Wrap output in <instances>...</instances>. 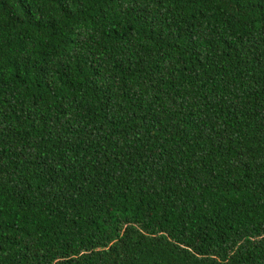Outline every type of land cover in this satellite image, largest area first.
Wrapping results in <instances>:
<instances>
[{"label":"trees","instance_id":"1","mask_svg":"<svg viewBox=\"0 0 264 264\" xmlns=\"http://www.w3.org/2000/svg\"><path fill=\"white\" fill-rule=\"evenodd\" d=\"M0 264H264V0H0Z\"/></svg>","mask_w":264,"mask_h":264}]
</instances>
